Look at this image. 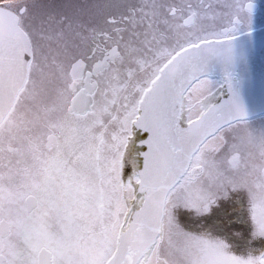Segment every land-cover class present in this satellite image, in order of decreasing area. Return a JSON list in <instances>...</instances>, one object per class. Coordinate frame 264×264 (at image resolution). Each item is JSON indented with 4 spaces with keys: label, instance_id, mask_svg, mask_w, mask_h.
I'll return each mask as SVG.
<instances>
[{
    "label": "snow or ice",
    "instance_id": "6c2138e0",
    "mask_svg": "<svg viewBox=\"0 0 264 264\" xmlns=\"http://www.w3.org/2000/svg\"><path fill=\"white\" fill-rule=\"evenodd\" d=\"M254 10L2 0L0 264H264L236 76Z\"/></svg>",
    "mask_w": 264,
    "mask_h": 264
},
{
    "label": "water",
    "instance_id": "95a60500",
    "mask_svg": "<svg viewBox=\"0 0 264 264\" xmlns=\"http://www.w3.org/2000/svg\"><path fill=\"white\" fill-rule=\"evenodd\" d=\"M237 51L238 95L248 120L264 114V24L241 36Z\"/></svg>",
    "mask_w": 264,
    "mask_h": 264
},
{
    "label": "flooded vegetation",
    "instance_id": "af4514ba",
    "mask_svg": "<svg viewBox=\"0 0 264 264\" xmlns=\"http://www.w3.org/2000/svg\"><path fill=\"white\" fill-rule=\"evenodd\" d=\"M264 0H254L255 10L251 20V30L262 27V3ZM250 30V31H251ZM237 76V74H236ZM238 81V77H237ZM261 118V119H260ZM249 131L257 138L264 137V114L252 119L245 120Z\"/></svg>",
    "mask_w": 264,
    "mask_h": 264
},
{
    "label": "rangeland",
    "instance_id": "374dc122",
    "mask_svg": "<svg viewBox=\"0 0 264 264\" xmlns=\"http://www.w3.org/2000/svg\"><path fill=\"white\" fill-rule=\"evenodd\" d=\"M0 3H2V0H0ZM260 16H262V24H264V1L262 3V13L260 14Z\"/></svg>",
    "mask_w": 264,
    "mask_h": 264
}]
</instances>
